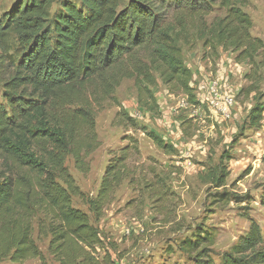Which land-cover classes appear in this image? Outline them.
Instances as JSON below:
<instances>
[{
  "label": "trees",
  "instance_id": "16d2710c",
  "mask_svg": "<svg viewBox=\"0 0 264 264\" xmlns=\"http://www.w3.org/2000/svg\"><path fill=\"white\" fill-rule=\"evenodd\" d=\"M57 1L16 0L0 17V263L43 260L35 230L37 237H49L48 252L59 264L109 262L102 235L87 213L73 207L72 198L84 200L99 221L133 172L127 161L138 153L136 141L130 139L131 145L110 159L92 198L76 186L66 160L78 172H89L86 158L99 147L96 114L113 102L124 80H132L137 106L152 115H160L152 91L158 81L169 94L199 106L182 61L183 46L200 43L203 58L230 51L237 64L250 66L245 78L251 83L237 96L257 97L241 131L259 129L263 120L264 93L253 81L264 73V42L250 34L251 20L242 10L247 0H60V10L52 13ZM216 7L224 16L207 22ZM114 120L139 129L164 154H174L170 144L138 126L121 107ZM231 160L223 151L218 164L201 174L216 191L213 202L239 199L226 190ZM147 186L157 202L163 199L164 183ZM259 204L264 221V185ZM212 245V233L195 227L177 250L193 264H215ZM219 262L264 264V229L252 225Z\"/></svg>",
  "mask_w": 264,
  "mask_h": 264
},
{
  "label": "rangeland",
  "instance_id": "374dc122",
  "mask_svg": "<svg viewBox=\"0 0 264 264\" xmlns=\"http://www.w3.org/2000/svg\"><path fill=\"white\" fill-rule=\"evenodd\" d=\"M15 1L0 0V17ZM59 1L52 6V13L60 10ZM247 1L242 10L252 23L250 34L264 42V0ZM224 14V9L216 7L206 20L210 22ZM181 57L191 72V87L199 106L186 104L182 95L169 94L158 81L152 91L160 115H152L137 106L132 80H124L116 89L113 102L96 114L99 147L86 158L89 172H78L72 160H66L76 186L85 198H92L110 159L118 156L121 148L131 145L130 139L136 141L138 153L127 161L133 172L115 190L113 201L104 208L99 221L93 220L84 200L72 198L73 207L87 213L91 224L102 235L107 264H193L178 252L177 244L189 237L195 227L212 233L211 259L220 264V256L239 244L252 225L260 231L264 229L263 209L259 204L264 185V112L259 129L241 131L257 95L237 96L251 83L245 78L250 66L237 64L230 51H220L217 59L206 54L203 58L198 42L183 46ZM208 82H216L221 93L212 104L204 102ZM253 83L258 92L264 93L263 72ZM2 95L0 86V102ZM224 97L232 103L221 106L219 103ZM119 107L138 126L146 127L148 132L170 144L174 154H164L139 129L117 124L114 118ZM234 139L235 144H231ZM223 151L229 152L232 158L227 165L226 190L234 193L240 202H213L212 194L216 191L201 178L209 166L218 164ZM151 183H164L160 191L163 199L159 202L148 191L147 185ZM33 240L43 260L31 259L22 264H59L48 252L49 237L39 238L35 230ZM103 256L104 252L98 251V258Z\"/></svg>",
  "mask_w": 264,
  "mask_h": 264
},
{
  "label": "built area",
  "instance_id": "2783aa9c",
  "mask_svg": "<svg viewBox=\"0 0 264 264\" xmlns=\"http://www.w3.org/2000/svg\"><path fill=\"white\" fill-rule=\"evenodd\" d=\"M208 95L204 98V102H210L211 104L217 101V99L220 98L221 93H219V87L216 82H208ZM226 95V94H225ZM213 96H216L215 99H213ZM224 100V103L222 104V101ZM221 103H219L221 106L232 103L231 99H227L226 97L222 98Z\"/></svg>",
  "mask_w": 264,
  "mask_h": 264
}]
</instances>
